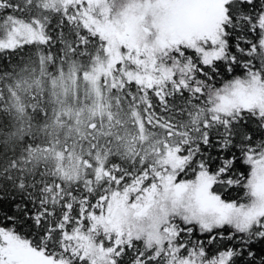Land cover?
<instances>
[{
  "label": "snow or ice",
  "instance_id": "obj_1",
  "mask_svg": "<svg viewBox=\"0 0 264 264\" xmlns=\"http://www.w3.org/2000/svg\"><path fill=\"white\" fill-rule=\"evenodd\" d=\"M0 264H264V0H0Z\"/></svg>",
  "mask_w": 264,
  "mask_h": 264
}]
</instances>
